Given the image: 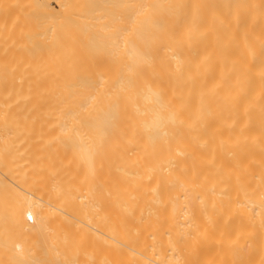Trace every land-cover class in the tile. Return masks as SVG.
I'll list each match as a JSON object with an SVG mask.
<instances>
[{
  "label": "bare ground",
  "instance_id": "bare-ground-1",
  "mask_svg": "<svg viewBox=\"0 0 264 264\" xmlns=\"http://www.w3.org/2000/svg\"><path fill=\"white\" fill-rule=\"evenodd\" d=\"M0 264H264V0H0Z\"/></svg>",
  "mask_w": 264,
  "mask_h": 264
}]
</instances>
